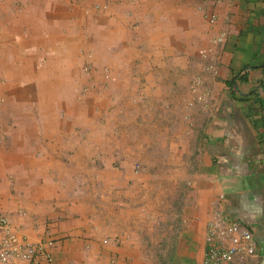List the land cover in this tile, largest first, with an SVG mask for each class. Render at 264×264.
I'll use <instances>...</instances> for the list:
<instances>
[{"label":"crops","instance_id":"obj_1","mask_svg":"<svg viewBox=\"0 0 264 264\" xmlns=\"http://www.w3.org/2000/svg\"><path fill=\"white\" fill-rule=\"evenodd\" d=\"M96 1L0 0V210L41 264H203L221 208L264 264V0Z\"/></svg>","mask_w":264,"mask_h":264},{"label":"built area","instance_id":"obj_2","mask_svg":"<svg viewBox=\"0 0 264 264\" xmlns=\"http://www.w3.org/2000/svg\"><path fill=\"white\" fill-rule=\"evenodd\" d=\"M96 8H103L96 5ZM206 23L210 30L218 22L216 12L205 14ZM226 31L220 30L210 38V45L200 48L199 54L204 61L203 72L192 76L190 89L193 98L189 106L197 102L208 104L207 90L204 89L205 75L213 77L219 75L217 66L216 46L226 39ZM93 68L91 63L85 66L89 72ZM105 77L112 78L109 70H104ZM141 165L136 164L139 171ZM104 243L120 244L118 238H105ZM54 240L41 239L34 242L20 228L14 226L9 215L0 210V264H41L42 261L53 262L52 248ZM206 251L203 264H254L258 255L257 241L250 228L241 222L230 219L227 214L217 208L213 211L206 228Z\"/></svg>","mask_w":264,"mask_h":264},{"label":"rangeland","instance_id":"obj_3","mask_svg":"<svg viewBox=\"0 0 264 264\" xmlns=\"http://www.w3.org/2000/svg\"><path fill=\"white\" fill-rule=\"evenodd\" d=\"M132 1V3L135 1V0H131ZM127 2H130V1H127ZM144 2H146V0H143V4H144ZM147 4L148 3H145L144 5L145 6H143V8H146V6H147ZM96 5H100V6H102L103 8H96ZM149 5V4H148ZM172 5V4H171ZM165 7V6H164ZM171 7H183L182 5H179V6H171ZM200 8H202V5H200L199 6V9ZM105 9H107V2H102V0H98V1H96V3L95 4H93L92 6H91V11H95V12H99V11H104ZM128 14H132V12H128ZM191 79H192V77H191ZM191 82V81H190ZM191 117V116H190ZM194 125H195V122H194V120L192 119V117H191V124H190V128L192 129V134H191V143H194L193 141L195 140V137H194V135H193V130L195 129V127H194ZM136 162L134 163V167H133V169H134V172H140V171H142V170H144V169H147V168H150V169H152L153 168V166H147V165H142L141 163H138V164H140L141 165V167H140V169H139V171L136 169ZM160 167H162L163 169H164V172L166 171V169H168V168H172V165H161ZM173 167H177V166H173ZM156 262H154V264H155ZM162 264L163 263V261L162 262H158V264Z\"/></svg>","mask_w":264,"mask_h":264}]
</instances>
